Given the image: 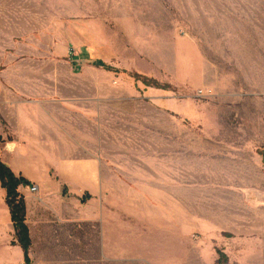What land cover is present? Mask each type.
Returning a JSON list of instances; mask_svg holds the SVG:
<instances>
[{"label": "rangeland", "instance_id": "1", "mask_svg": "<svg viewBox=\"0 0 264 264\" xmlns=\"http://www.w3.org/2000/svg\"><path fill=\"white\" fill-rule=\"evenodd\" d=\"M8 84L88 118L57 102L74 139L8 156ZM0 137L34 182L31 264H264V0H0ZM50 180L57 211L30 190ZM17 245L0 186V264Z\"/></svg>", "mask_w": 264, "mask_h": 264}, {"label": "crops", "instance_id": "2", "mask_svg": "<svg viewBox=\"0 0 264 264\" xmlns=\"http://www.w3.org/2000/svg\"><path fill=\"white\" fill-rule=\"evenodd\" d=\"M14 73L20 79L24 78L25 76L20 75L21 72L18 71H15ZM45 93L46 91L43 92V94ZM5 94L7 98L5 112L8 122H10L12 127V129H10L11 136L7 139L8 156H29L31 158L38 156L54 157L57 153V144L61 145L58 140L67 141L74 139V134L72 133L74 131V128L72 127V123L70 121V118H72L70 116L71 112L68 111L65 106H62L65 101L69 102V104L74 107L72 108L70 106V109H75L74 111L75 113H77V115L81 113L80 115L88 118V112L86 108H80L78 105V102L87 103V97L79 98L78 96L72 97L61 94L59 95V97L57 96L58 98L41 97L39 100L31 101L29 100V98H26V96L22 95L24 94V89H22L21 86H15L14 84L6 85ZM57 102H61L62 104H58ZM78 109H82L81 112ZM74 111L72 113H74ZM75 132H77L76 128ZM75 140H77V137L75 138ZM67 154L73 155L71 152ZM69 162L70 163L66 162L65 166H62L65 170H62L65 177H69L68 173H76V170H73V167L76 162L77 164H79L78 161H75L74 159L70 160ZM88 167H90V170L82 171V173L84 172L85 174L84 187L93 189H95V187H98L100 189V185L97 184L98 177L96 178V176L98 175V171L92 165H89ZM9 168L14 172L11 167ZM29 182V184H34L32 180H29ZM36 185L37 191L41 193L40 198L42 200V204L57 211L56 205L57 203H60V199H58L57 197H60L63 194L64 186L62 190H60V186L56 183H53L51 180L49 183H36ZM28 186L29 185H20L18 189L21 190V187L29 188ZM47 188L54 190L53 192H51V194H54L52 195V197L47 196ZM24 199L27 212L30 201L27 199V196H24ZM57 213L58 215L61 214L59 212ZM61 217L62 216H59L61 220L67 219L66 217L65 219H62ZM27 222L28 220L26 216V223ZM19 249L21 250L20 246Z\"/></svg>", "mask_w": 264, "mask_h": 264}, {"label": "trees", "instance_id": "3", "mask_svg": "<svg viewBox=\"0 0 264 264\" xmlns=\"http://www.w3.org/2000/svg\"><path fill=\"white\" fill-rule=\"evenodd\" d=\"M94 64L101 65L108 69L100 60H95ZM143 83L150 86L148 80ZM152 86H156L153 81ZM2 141L0 137V142ZM29 180L22 175H16L9 166L0 159V186L5 191V203L9 209L10 221L14 229V234L18 245L22 250L23 264H31L29 257V247L31 244V237L28 225L26 223V204L24 196L18 191L20 185H29Z\"/></svg>", "mask_w": 264, "mask_h": 264}, {"label": "built area", "instance_id": "4", "mask_svg": "<svg viewBox=\"0 0 264 264\" xmlns=\"http://www.w3.org/2000/svg\"><path fill=\"white\" fill-rule=\"evenodd\" d=\"M31 191H36L37 190V187L35 185H33L31 188H30Z\"/></svg>", "mask_w": 264, "mask_h": 264}]
</instances>
